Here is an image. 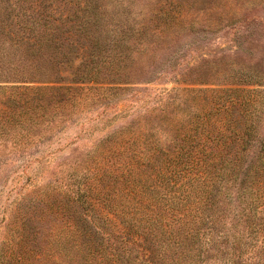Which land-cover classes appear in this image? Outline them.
<instances>
[{
	"label": "rangeland",
	"instance_id": "rangeland-1",
	"mask_svg": "<svg viewBox=\"0 0 264 264\" xmlns=\"http://www.w3.org/2000/svg\"><path fill=\"white\" fill-rule=\"evenodd\" d=\"M32 2L60 19L84 13L79 0ZM93 2L101 14L94 31L100 41L72 35L61 24L56 37L63 53L55 61L37 56L66 70L67 81L82 78L80 89L33 101L0 94V264L248 259L251 241L233 219L235 210L221 202L212 213L201 211V185L194 189L198 168L191 156L172 152L195 145L203 99L211 106L219 102L215 95L230 93L225 89L243 90L234 95L249 102L243 112L253 116L256 136L264 137V0ZM1 46L5 51L8 44L2 39ZM79 58L83 64L72 77L69 66ZM182 191L190 196L183 202L186 219L197 221L183 224L196 231L184 247L182 224H171L173 217L166 224L149 219L151 210L170 207L167 197ZM207 215L211 221H201ZM68 225L84 234L74 242L100 243L103 251L72 261L49 252L38 261L47 240L72 242Z\"/></svg>",
	"mask_w": 264,
	"mask_h": 264
},
{
	"label": "trees",
	"instance_id": "trees-1",
	"mask_svg": "<svg viewBox=\"0 0 264 264\" xmlns=\"http://www.w3.org/2000/svg\"><path fill=\"white\" fill-rule=\"evenodd\" d=\"M79 1L77 6L84 13L82 16L74 13L73 20L71 16L60 19L50 12H39L37 7L40 6L35 5L32 0H0V40L3 39V44H8L5 51L4 47H0V94L15 98L33 96V101L46 93L72 96L81 88L77 83H81L82 78L67 81V77L62 75L66 70L60 72L56 62H37L39 54H46L47 60L55 61L56 56L63 53V44L56 37L57 32H61V24H68L72 35L79 34L100 41V36L94 34V31L100 24L101 14L93 0ZM27 9H31L29 13ZM32 60L36 62H31ZM82 60L83 58H79L77 65L70 64V76L77 75L83 64ZM95 69L98 70L99 67ZM241 79L240 83L249 81L248 78ZM238 91L243 90H221L230 93L226 97L215 95L219 102L215 101L211 106H208L207 99H203L204 112L194 129L195 136L192 140L195 145L177 149L172 155L191 156L190 162L197 166L200 174H195L194 180L198 183L194 189L201 185V206L198 207L201 211L212 213L219 203L226 202L235 210L233 219L237 221L236 224H244L243 227L247 230L245 235L251 241V255L248 259L233 264H264V137L260 139L256 136L253 116L243 112L249 102H243L234 95ZM225 191L231 202L223 197ZM182 193L184 197L170 194L167 197L170 207L151 210L154 214L149 219L150 224H166L164 220L173 217L174 223L171 224H182L178 228L184 247L196 231L183 224H197V221H187V206L183 202L189 201L190 196L184 194V191ZM180 198H185L184 201L181 200L182 204ZM204 220L211 221V218L207 215L201 221ZM68 229L74 232L72 242L57 241L55 245H51L50 240H47L40 250V256L35 254L38 261L47 257L49 252L60 255L62 260L72 261L76 256L89 259L95 253L103 251V248H99L100 243L81 241L78 238L84 237V234L77 236V231L69 225ZM76 237L78 242H74ZM23 240L27 253L31 252L25 239ZM239 247L240 245L236 246L235 250ZM72 251L74 253L71 254ZM20 264H23V260Z\"/></svg>",
	"mask_w": 264,
	"mask_h": 264
}]
</instances>
